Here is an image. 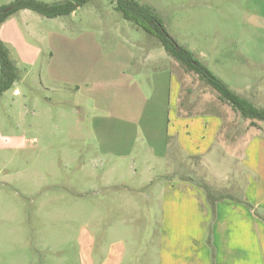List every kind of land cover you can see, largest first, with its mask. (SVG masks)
I'll list each match as a JSON object with an SVG mask.
<instances>
[{
  "label": "rangeland",
  "instance_id": "obj_1",
  "mask_svg": "<svg viewBox=\"0 0 264 264\" xmlns=\"http://www.w3.org/2000/svg\"><path fill=\"white\" fill-rule=\"evenodd\" d=\"M137 1L232 91L264 108V0ZM0 41L16 72L0 95V264H88L87 239L95 260L99 247L105 255L120 243L124 264L150 262L159 232L150 171L209 186L210 165L221 167L181 158L175 147L178 77L180 109L206 115L227 104L113 0L53 19L18 11L0 25ZM202 115L188 138L199 152L210 136ZM226 122L224 138L260 124L238 113Z\"/></svg>",
  "mask_w": 264,
  "mask_h": 264
},
{
  "label": "crops",
  "instance_id": "obj_2",
  "mask_svg": "<svg viewBox=\"0 0 264 264\" xmlns=\"http://www.w3.org/2000/svg\"><path fill=\"white\" fill-rule=\"evenodd\" d=\"M181 89L182 82L178 77L174 132L170 134L178 138L175 147L180 157L202 159L207 163L209 160L215 163L217 159L219 169L228 170L232 177L236 169L238 177L226 179L224 175L219 178L220 171L215 164L209 168L214 175L209 186L196 183L189 177H167L150 171L146 182L155 184L158 192L155 197L159 201V232L154 257L151 254L148 263L264 264L262 122L256 128L234 127L232 134L224 138L222 132L226 121L236 113L227 105L228 110L224 113L213 110L202 115L182 110L179 108ZM14 93L18 91L15 89ZM200 115L206 119L202 127L204 125L210 135L201 152L188 141L193 127L196 129L199 125L194 120ZM92 243L93 239L84 242L85 253L89 255L88 264H124L126 249L122 244L112 245L105 255L102 246L99 247V260H95L92 257L95 242Z\"/></svg>",
  "mask_w": 264,
  "mask_h": 264
},
{
  "label": "trees",
  "instance_id": "obj_3",
  "mask_svg": "<svg viewBox=\"0 0 264 264\" xmlns=\"http://www.w3.org/2000/svg\"><path fill=\"white\" fill-rule=\"evenodd\" d=\"M88 0H64L62 2L42 3L35 0H14L0 6V25L11 15L21 10L33 11L45 18L53 19L71 14ZM115 9L123 18L156 37L164 51L186 72L195 74L211 87L223 103L227 104L242 119L264 122V108L255 106L249 99L232 91L227 84L215 76L196 55L180 45L166 31L155 10L137 0H113ZM16 81L15 65L9 57L7 48L0 41V95L9 90Z\"/></svg>",
  "mask_w": 264,
  "mask_h": 264
}]
</instances>
